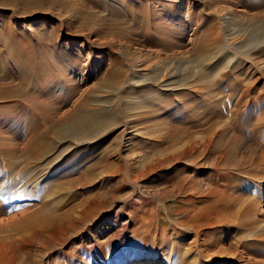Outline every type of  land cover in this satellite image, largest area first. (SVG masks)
<instances>
[{"label":"rangeland","instance_id":"obj_1","mask_svg":"<svg viewBox=\"0 0 264 264\" xmlns=\"http://www.w3.org/2000/svg\"><path fill=\"white\" fill-rule=\"evenodd\" d=\"M228 31L234 34L228 35ZM262 40L264 0H0V64L24 51L18 47L19 44L42 54L43 62L52 64L50 67L53 68L46 74L48 80H53L46 84L40 95L35 96L44 104L40 110L41 117L36 120L40 133H44L41 140L51 145L57 142L52 128L54 122L74 106L81 105L89 110L100 108L98 98L109 93L102 92L99 83L102 76H108L112 69L118 70L122 75L121 78L114 79L121 93L125 90L129 93L136 91L127 83V77L135 73L136 64L140 63L149 66L145 71L147 74L155 68L161 72L163 79L183 78L186 86L181 90L179 88V91L170 92L166 96L170 102L176 101L179 93L193 99H197V93H201V100L208 102L209 93L213 92L209 85L213 83L218 88L221 83L217 82L219 79L228 82L231 76L240 82L238 95L244 99L260 90L264 92ZM231 44L244 46L241 52H237L239 54H235L233 48L230 49ZM220 58L223 61L216 70L213 68L214 63ZM239 66L244 72L238 71ZM15 70L14 65H0V92L6 89L14 92L17 88ZM228 72L231 75H226ZM210 73L209 80L201 82L200 78ZM170 74L173 77H169ZM252 78H257L254 92L249 96L242 94L241 81L246 84ZM139 96L135 98H152V95ZM221 99L227 98L220 96L219 100ZM18 100L15 93L7 100L0 97V162L8 154L12 161H17L16 173L39 165L36 160L23 159V148L32 137L30 129L33 121L24 108L22 110L21 107L11 105L19 104ZM22 100L26 102L24 98ZM117 100L116 103L113 99L109 100L107 107L120 103ZM57 104L60 106L55 107ZM121 115L122 120H125L123 112ZM17 125L28 132L14 134L13 130ZM121 127L96 142L78 143L74 138L66 137L64 143L72 144L73 148H69L66 154H59L57 147L49 152L44 151L42 160L53 155H58V158L44 170L47 173L39 176L36 186L32 183L0 194V229H5L10 221L27 217L35 208L51 201V198L47 201L40 198V191L31 192V188L38 190L45 182L54 180L68 194L77 193L73 199L58 202L55 213L60 215L67 212L64 222L68 225L63 231L43 234L45 243L39 240L32 246L29 257L32 264H170L169 247L176 238H180L177 244L183 251L188 247H192V255L198 254V249L204 251L203 257L200 256L201 264L202 259H214L210 254L220 252L219 247L227 258L233 259L230 264L255 263L257 254L262 249L244 247L237 242L233 246L227 244L228 237L252 238L253 232L220 227L216 229L214 236H210V245L205 246L202 244L205 241L196 233L178 225L175 209L181 197L174 194L170 190L171 186L165 185L156 174L151 177L153 182H123L119 181V176L112 175V169L102 171L97 168L96 174H91L90 181H80L73 169L87 168L92 161L89 154L97 151L101 145H116L117 149L122 150L126 148L134 165L146 161L153 152L157 155L165 152L164 148L156 144H144L141 137L146 135L137 132L136 128H131L135 132L127 129L123 133L124 127ZM204 134L203 130H196L194 137L199 138ZM157 136L156 133L153 137ZM236 142L229 161L231 165L241 167L246 172L251 167L247 160H256L259 153L251 152L248 143L238 139ZM179 145L181 144H176ZM55 150L58 152L55 153ZM107 157L109 160L117 159V151L107 153ZM213 159L202 152L198 162H206L201 165L204 169ZM193 163L186 159L173 166H193ZM39 173L37 169L35 175ZM3 182L5 180L0 179V190ZM240 182L236 184L237 187L243 186ZM237 187L233 195H249L255 189V185L242 189L243 186L241 190ZM28 191L33 197L29 198ZM25 202L32 205L30 209L25 206ZM244 203L243 199L236 202L239 206ZM5 205H10L13 210L2 215ZM248 216L244 215L240 219H247ZM28 219L30 222H39L40 217ZM256 219L258 222L264 220V202L260 204ZM0 237L9 239L19 236L16 229H8L0 230ZM223 260L217 257L211 262L221 264L218 261Z\"/></svg>","mask_w":264,"mask_h":264},{"label":"bare ground","instance_id":"obj_2","mask_svg":"<svg viewBox=\"0 0 264 264\" xmlns=\"http://www.w3.org/2000/svg\"><path fill=\"white\" fill-rule=\"evenodd\" d=\"M228 33V35L234 34L231 31H228ZM262 42L264 43V40L261 41V44ZM232 45L229 47L230 49L233 48L234 53L241 52V48L244 46L243 44ZM18 47L23 48L24 51L10 57L4 64H0L2 67L8 64L15 66L14 76L18 80L17 88L15 87L14 92L11 89L0 92V97L7 100L15 93V96H18L19 104L11 103V105L21 107V109L24 108L27 111L26 113L31 116L33 122L31 121L30 130L32 131L29 133L32 137L27 141L22 153L23 159L36 160L39 165L16 173L17 161H12L8 154L6 157L3 156V160L0 162V166H2L0 179L5 180V183L3 182L4 185L0 190V194L7 193L10 190L14 191V188L32 183H35L36 186L39 176L44 172L47 173L44 170L58 158V155H53L44 161L42 160L44 151L49 152L57 147L59 154H66L69 148L72 147V144L64 143L66 137L74 138L78 143L96 142L121 126L124 127V130L122 129L123 133L127 129L129 132H135V129L131 128H136L137 132L146 135L141 137L144 144L148 146H155L156 144L164 148L163 151L165 152L158 153V155L153 152L146 161L134 165L130 161V155L125 151L126 148L122 150L117 149L116 145H101L96 149L97 151L89 154L92 161L89 162L87 168L83 170L73 169V173H77L80 181L83 180L84 182L91 180V174H96L97 168L102 169V171L112 169V175L119 176L120 180H118L123 182L125 180H148V182H151L153 180L151 177L156 174L160 181L162 180L165 185L171 186L170 190L174 194L181 197L177 201L175 209L178 214V225L188 229L189 232L196 233L198 237L206 242L202 243L205 246L210 245L208 241L210 236H214L216 229L220 227L227 230L234 229L239 232L243 230L253 232L251 233L254 236L252 238L228 237L227 244L233 246L237 242L244 247L262 249L260 254H257V261L253 264H264V220L258 222L256 219L260 204L264 202V92L262 90L252 95V98L244 99L238 95L240 82L231 76L228 82L219 79L217 82L221 83L218 88L213 83L210 84V81L208 82L210 84L209 89L213 90L211 93L208 92L210 99L208 102L201 100V93H197V99L179 93L175 98L177 100L170 102L166 96L170 92H176L179 88L181 90L182 87L186 86V80H183V78L163 79L161 72L159 73V70L157 69V71L155 68H152L151 72L147 74L145 71L148 70L149 66L140 63L136 64L135 73L127 77V83H130L136 91L129 93L128 90H125L121 93L114 79L116 77L121 78L122 75L118 70L112 69L108 72V76H102L99 83V89L102 92L109 93L98 98L100 108L89 110L78 105L74 106L67 114H63L64 116L54 122L52 126L57 142L51 145L41 140V138H44L41 137L44 136V133H40L41 129L38 127V121L36 120L41 117L40 110L43 109L44 104L37 100L35 96L40 95L46 84H50L53 80L51 78L48 80L46 74L48 70L53 68L50 67L52 64L50 65V62L44 63L43 55L37 51L24 47L23 44H19ZM226 53L229 54L228 51ZM222 61L223 58H220L217 63H214L213 68L217 70ZM238 68L239 72H244L241 66ZM208 75H211V73L199 77L201 82H207L209 80ZM226 75H231V73L228 72ZM169 77H173V75L170 74ZM257 78L249 79L250 81L246 84L241 81V85H243L242 94L249 96L254 92V84ZM134 94L152 95V98L151 100H137L140 96L136 95L137 98H135ZM220 96L227 99L219 100ZM23 98L26 102L22 100ZM112 99L113 102L118 99L120 106H117L118 104L112 105V103L110 104L112 106L108 104L110 107H107V103H110L109 100ZM48 106L51 107L50 104ZM57 106H60V104L55 107ZM122 112L126 118L125 120H122ZM167 116L173 117L169 119L170 117ZM19 125L13 130L14 134L20 135L28 132V130L24 132V128H20ZM196 130H203L205 134L199 138L194 137ZM156 133L158 134L157 138L153 137ZM237 139L245 144L248 143L251 146V152L259 153L256 160L252 158L248 159L249 161L247 160L248 165H251V167L246 172L241 167L231 165L232 163L229 161L231 150L236 147ZM177 143L181 145L176 146ZM57 150L54 152L57 153ZM114 151H117V159L109 160L107 153ZM202 152L206 156L214 158L210 161L212 162L209 165L210 168L206 166L203 169L201 165L206 162H198V157ZM186 159L193 161V166H173L175 163ZM37 169L40 173L36 176ZM238 180L241 181L240 183L244 187H237ZM248 185H255V189L249 192V195L244 194V197V195H239L240 193L232 194L236 187L241 190L242 187V189H245ZM34 188H31L30 191H40V194L38 193L40 198L46 201L51 198V201L46 202L47 204L43 206H38L27 217L22 216L18 220H12L8 225H5V229H0L1 231L16 229L19 236L18 238L9 237V239L0 237V264H32L33 261L31 262L29 259L32 246L39 240L45 243L43 234L50 233L51 235L63 231L68 225L67 222H64V218L68 216L67 212L66 214L56 215L55 211L58 209V202L61 200L67 201L69 198L73 199L72 197H75L77 193L68 194L54 180L45 182L38 190ZM240 190L238 191L240 192ZM31 197H33L32 193H30L29 198ZM241 199L245 203L239 206L236 202ZM24 204L28 209L32 206L26 202ZM9 206L5 205L2 208V215L13 210ZM5 207H8V209H5ZM244 215L249 216L247 219H240ZM38 217H40L39 222H30L28 219ZM179 239H173L170 244L168 253L170 259H168V262L170 264H201L199 263L200 256L203 257L204 251L198 249V254L195 253L194 255L191 252L193 251L192 247H188L183 251L177 244ZM219 251L210 255L214 259L217 257L224 259L218 261L221 264H230L233 259L227 258L221 247H219ZM214 259H202L203 264H215L211 262ZM243 264H246V262Z\"/></svg>","mask_w":264,"mask_h":264}]
</instances>
